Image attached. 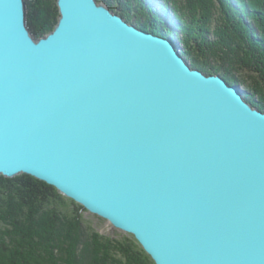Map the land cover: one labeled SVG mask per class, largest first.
Instances as JSON below:
<instances>
[{
    "label": "water",
    "instance_id": "obj_1",
    "mask_svg": "<svg viewBox=\"0 0 264 264\" xmlns=\"http://www.w3.org/2000/svg\"><path fill=\"white\" fill-rule=\"evenodd\" d=\"M37 39L0 0V176L30 175L156 264H264V112L171 38L57 0Z\"/></svg>",
    "mask_w": 264,
    "mask_h": 264
},
{
    "label": "trees",
    "instance_id": "obj_2",
    "mask_svg": "<svg viewBox=\"0 0 264 264\" xmlns=\"http://www.w3.org/2000/svg\"><path fill=\"white\" fill-rule=\"evenodd\" d=\"M98 1L178 46L169 19L146 0ZM160 1L185 24L178 30L185 37L177 36L191 67L230 84L243 83L245 99L264 112V0ZM26 5L37 39L54 31L60 19L57 0H26ZM87 212L30 175L0 176V264H156L133 235L96 231Z\"/></svg>",
    "mask_w": 264,
    "mask_h": 264
},
{
    "label": "rangeland",
    "instance_id": "obj_3",
    "mask_svg": "<svg viewBox=\"0 0 264 264\" xmlns=\"http://www.w3.org/2000/svg\"><path fill=\"white\" fill-rule=\"evenodd\" d=\"M158 1H160V0H146V2H149L150 4L153 5V7H154L153 9L156 13L160 14L161 17H167L169 19V21H168L169 28L172 29L173 33L175 32L174 37L177 38L176 40L178 43V48H180V50L183 52L184 51V45H182V43L178 39V36H181L182 38H184L185 35L183 34V31L182 32L179 31L180 33H178V30H179V27H184L182 25H185V24L183 23V20L179 19V17L174 15V13L170 9H168V8L164 9L162 7L163 3L158 5ZM205 26H207V25H205ZM186 28H188V27H186ZM239 72H240L239 74H241L243 77V73L241 71H239ZM239 86L241 87V89L243 91L247 90V88H245V85L243 83L239 84ZM85 216L92 223L93 228L105 236L119 237L122 235H124V236L128 235L126 232L115 228L110 222L106 221L105 219H103V218H101V217H99V216H97V215H95L89 211L85 214Z\"/></svg>",
    "mask_w": 264,
    "mask_h": 264
},
{
    "label": "bare ground",
    "instance_id": "obj_4",
    "mask_svg": "<svg viewBox=\"0 0 264 264\" xmlns=\"http://www.w3.org/2000/svg\"><path fill=\"white\" fill-rule=\"evenodd\" d=\"M178 47V46H177ZM179 51H180V53H181V50H180V48H179ZM181 55H182V53H181ZM183 56V55H182ZM184 57V56H183ZM243 94H244V91H243ZM255 108H257V107H255Z\"/></svg>",
    "mask_w": 264,
    "mask_h": 264
}]
</instances>
